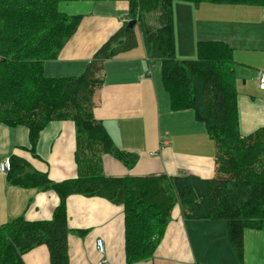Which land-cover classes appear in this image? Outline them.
<instances>
[{"label":"crops","instance_id":"crops-1","mask_svg":"<svg viewBox=\"0 0 264 264\" xmlns=\"http://www.w3.org/2000/svg\"><path fill=\"white\" fill-rule=\"evenodd\" d=\"M173 5L175 55L197 59L199 43L218 42L232 55L237 91L238 123L242 136L264 127V89L258 84L264 71V2L252 4ZM60 12L79 15L76 32L55 59L46 60L47 77H73L83 73L96 52L114 33L130 22L128 0H70ZM137 45L104 62V84L94 95V116L103 122L116 150L135 155L129 165L112 153L101 156L106 176L214 177L216 145L205 122L192 109H175L166 89L162 61L148 57L140 26ZM76 128L72 120H53L40 133L32 151L25 124L0 123V160L18 157L53 182L76 178ZM60 196L45 187H22L0 173V225L15 219L52 220ZM69 228V264H96V239L105 242L112 264H264V225L244 231L243 258L228 241L224 219H190L180 204L172 209L160 243L152 257L128 263L124 205L100 196L72 194L65 201ZM50 250L40 245L23 255L22 264H51Z\"/></svg>","mask_w":264,"mask_h":264},{"label":"trees","instance_id":"trees-1","mask_svg":"<svg viewBox=\"0 0 264 264\" xmlns=\"http://www.w3.org/2000/svg\"><path fill=\"white\" fill-rule=\"evenodd\" d=\"M61 1L70 0H0V123L27 125L34 151L41 131L51 121L72 120L80 168L78 177L53 182L25 159H10L7 178L11 184L52 189L60 203L52 220L15 219L0 225V264H22L23 255L40 245L48 246L51 264H69L65 201L72 194L100 196L124 205L128 263L152 257L176 204L186 218L226 220L229 244L242 259L243 230L264 225V127L248 136L239 131L230 49L218 42L199 43L197 59L178 60L172 5L176 0H128L130 20L140 26L148 57L162 61L173 107L192 109L206 123L216 145V173L211 178L106 176L102 154L112 153L129 165L135 155L116 150L103 122L94 116V95L104 84V62L134 48L137 34L134 27L114 33L78 76L47 77L45 61L57 58L82 18L60 12ZM154 11L160 13L158 27L146 21V14Z\"/></svg>","mask_w":264,"mask_h":264},{"label":"built area","instance_id":"built-area-1","mask_svg":"<svg viewBox=\"0 0 264 264\" xmlns=\"http://www.w3.org/2000/svg\"><path fill=\"white\" fill-rule=\"evenodd\" d=\"M257 80L259 87L261 89H264V71L259 72ZM10 167H11V161L9 159L0 160V173L7 174ZM95 246H96L95 250H97L98 254L100 255L96 264H112L111 261L105 256L106 248H105L104 240L102 238L96 239Z\"/></svg>","mask_w":264,"mask_h":264},{"label":"rangeland","instance_id":"rangeland-1","mask_svg":"<svg viewBox=\"0 0 264 264\" xmlns=\"http://www.w3.org/2000/svg\"><path fill=\"white\" fill-rule=\"evenodd\" d=\"M159 16H160L159 11H154V12L148 13V14H146V21L150 26L158 27L159 26V20H158ZM137 29H139V28L136 27L135 30L138 31ZM23 100H24V98H23Z\"/></svg>","mask_w":264,"mask_h":264},{"label":"water","instance_id":"water-1","mask_svg":"<svg viewBox=\"0 0 264 264\" xmlns=\"http://www.w3.org/2000/svg\"><path fill=\"white\" fill-rule=\"evenodd\" d=\"M136 25H137V21H136L135 19H132V20L128 23L127 27H129V28H133V27L136 26Z\"/></svg>","mask_w":264,"mask_h":264}]
</instances>
